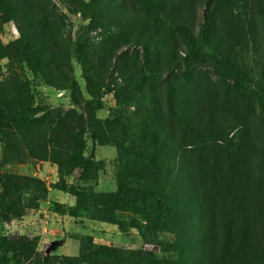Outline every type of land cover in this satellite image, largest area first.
Listing matches in <instances>:
<instances>
[{
    "label": "trees",
    "instance_id": "trees-1",
    "mask_svg": "<svg viewBox=\"0 0 264 264\" xmlns=\"http://www.w3.org/2000/svg\"><path fill=\"white\" fill-rule=\"evenodd\" d=\"M0 5L10 18L21 16L30 23L36 22L27 33L20 28L16 41L0 44V58L13 56L45 84L71 90L73 105L80 109L75 79L56 66L49 46L53 35L46 29L42 14L34 9L31 0H0ZM171 25L188 44L182 68L175 59L169 62L175 63L169 69L174 79L179 75L190 77L197 56L203 54L233 80L240 97L264 105V78L255 79L205 41L214 28L207 12L197 33L187 26ZM141 37L143 34L135 35V39ZM79 63L91 105L100 95L91 87L94 77L86 57L80 56ZM142 73L149 80L161 78L157 72ZM173 87L177 85L171 80L170 88ZM140 108L142 113L135 120L109 119L102 127L100 121L91 117L84 120L77 112L55 116L45 106H34L25 78L12 76L0 81V133L7 137L3 143L5 155L22 158L26 154L54 163L59 174L80 183L66 190L75 197V209L90 214L92 219L118 226L122 223L117 214L131 213L138 218L131 219L129 226L150 246L141 251L109 250L82 241L78 254L63 257L59 264H264V173L249 168L250 157L256 158L252 145L240 141L237 153L241 155L233 157L229 153L224 162L214 153L217 140L208 136L209 125L197 98L186 88L180 90L175 102L168 98L165 110L153 95ZM81 132L116 147L114 192H96L89 185L99 167L83 155ZM258 164L261 168V159ZM22 179L28 186L34 184L37 192H45L39 180ZM12 186L18 188L16 182L0 176V206L6 203L5 209L9 211L13 203L1 192L9 194ZM166 234L172 235V239L162 238ZM30 244L24 237L0 235V264L29 261ZM153 250L163 256L158 257ZM54 263L46 257L33 259L31 264Z\"/></svg>",
    "mask_w": 264,
    "mask_h": 264
},
{
    "label": "rangeland",
    "instance_id": "rangeland-1",
    "mask_svg": "<svg viewBox=\"0 0 264 264\" xmlns=\"http://www.w3.org/2000/svg\"><path fill=\"white\" fill-rule=\"evenodd\" d=\"M34 9L45 18L46 29L52 33L49 46L56 66L75 79V95L80 109L73 105L72 91L56 89L13 56L0 58V81L12 76L28 80L32 104L49 108L55 116L77 112L84 120L101 122L122 118L133 121L142 113V104L153 95L165 110L167 100H178L180 90L197 98L200 112L209 125L208 136L217 140L214 153L228 160L236 157L237 144L248 141L256 153L250 157L249 168L264 173V105L255 99L240 97L219 65L201 54L188 78L174 79L169 72L170 61L183 67L188 44L171 23L187 26L197 33L203 15L211 17L213 31L205 37L233 62L247 70L255 79L264 78V0H31ZM30 23L18 16L10 18L0 5V44H10L23 31L31 30ZM143 37L135 39V35ZM149 39V40H148ZM85 56L91 65L92 88L100 95L91 105L82 75L79 57ZM174 57V58H173ZM160 74L159 80L147 79L142 71ZM174 80L177 87L170 88ZM189 100L188 98H186ZM190 101V100H189ZM76 113V114H77ZM219 129L221 131H219ZM83 155L93 160L99 169L89 185L96 192H114L117 187V149L102 144L81 132ZM0 133V176L14 181L18 188L2 195L13 203L11 211L0 206V235L28 239L29 261L49 258L59 264L63 257L78 254L82 241L104 246L141 251L150 249L136 229L129 226L138 217L127 212L117 214L122 225L92 219L90 214L75 209V197L66 192L71 185L80 184L66 174H59L50 161L37 160L26 154L20 158L5 155ZM219 139V140H218ZM261 159L262 167L258 161ZM26 179L39 180L45 192H37ZM17 197L18 202H16ZM5 202V201H4ZM162 238L172 239L166 234ZM54 245L49 253L50 245ZM154 254H163L153 250Z\"/></svg>",
    "mask_w": 264,
    "mask_h": 264
},
{
    "label": "water",
    "instance_id": "water-1",
    "mask_svg": "<svg viewBox=\"0 0 264 264\" xmlns=\"http://www.w3.org/2000/svg\"><path fill=\"white\" fill-rule=\"evenodd\" d=\"M54 245H50V247L47 248L46 252L49 253Z\"/></svg>",
    "mask_w": 264,
    "mask_h": 264
}]
</instances>
